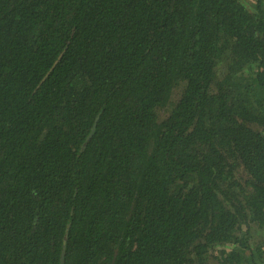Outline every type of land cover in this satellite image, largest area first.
Here are the masks:
<instances>
[{
    "label": "trees",
    "instance_id": "trees-1",
    "mask_svg": "<svg viewBox=\"0 0 264 264\" xmlns=\"http://www.w3.org/2000/svg\"><path fill=\"white\" fill-rule=\"evenodd\" d=\"M62 256L264 264V0H0V264Z\"/></svg>",
    "mask_w": 264,
    "mask_h": 264
},
{
    "label": "water",
    "instance_id": "water-1",
    "mask_svg": "<svg viewBox=\"0 0 264 264\" xmlns=\"http://www.w3.org/2000/svg\"><path fill=\"white\" fill-rule=\"evenodd\" d=\"M94 130H95V128H94ZM94 130H93V132H94ZM89 139H90V138H89ZM66 240H67V239L65 238L64 246H65V244H66ZM63 255H64V253H63ZM60 264H65L64 256L61 257Z\"/></svg>",
    "mask_w": 264,
    "mask_h": 264
},
{
    "label": "rangeland",
    "instance_id": "rangeland-1",
    "mask_svg": "<svg viewBox=\"0 0 264 264\" xmlns=\"http://www.w3.org/2000/svg\"><path fill=\"white\" fill-rule=\"evenodd\" d=\"M246 2H247V4H248V3L252 2V1H246ZM248 5H249V4H248ZM260 239H261V237H259L257 240L260 241Z\"/></svg>",
    "mask_w": 264,
    "mask_h": 264
}]
</instances>
